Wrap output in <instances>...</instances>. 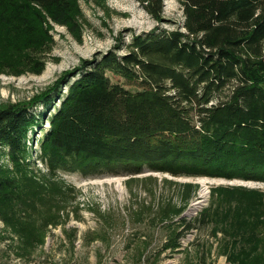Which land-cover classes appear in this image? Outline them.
<instances>
[{
    "label": "trees",
    "instance_id": "obj_1",
    "mask_svg": "<svg viewBox=\"0 0 264 264\" xmlns=\"http://www.w3.org/2000/svg\"><path fill=\"white\" fill-rule=\"evenodd\" d=\"M139 1L161 18L163 0ZM183 1L184 29L135 34L123 54L83 59L32 99L0 106V153L26 164L28 131L39 117L30 106L49 109L59 98L41 145L51 169L264 180V0ZM32 2L56 22L72 19V0H0V35L12 32L23 49L37 46L41 20ZM12 173L0 165V194L10 202L18 191ZM243 190L254 200V219L233 228L232 242L250 243L233 247L240 264H264V201Z\"/></svg>",
    "mask_w": 264,
    "mask_h": 264
},
{
    "label": "rangeland",
    "instance_id": "obj_2",
    "mask_svg": "<svg viewBox=\"0 0 264 264\" xmlns=\"http://www.w3.org/2000/svg\"><path fill=\"white\" fill-rule=\"evenodd\" d=\"M72 2L66 24L31 3L41 20L32 49H23L21 40L14 46L12 32L0 35V106L32 99L83 59L108 50L123 54L135 34L184 29L183 0H163L160 19L139 0ZM30 56L40 61L33 65ZM75 77L62 84L64 93ZM60 102L57 98L49 109L39 101L30 106L39 117L28 131L26 164L18 166L0 153L1 168L13 172L19 191L11 202L0 194V264H240L233 246L240 250L250 242L233 244V228L247 227L244 221L254 219L255 207L243 189L259 191L264 201V180L51 169L41 145Z\"/></svg>",
    "mask_w": 264,
    "mask_h": 264
},
{
    "label": "bare ground",
    "instance_id": "obj_3",
    "mask_svg": "<svg viewBox=\"0 0 264 264\" xmlns=\"http://www.w3.org/2000/svg\"><path fill=\"white\" fill-rule=\"evenodd\" d=\"M107 180H109V179H107ZM115 181H116L115 183H116L117 187H119V183H120V182L117 181V180H115ZM206 192H207V191L203 188V189L201 190V197H205V196H206ZM197 202L200 203L201 200H198Z\"/></svg>",
    "mask_w": 264,
    "mask_h": 264
}]
</instances>
